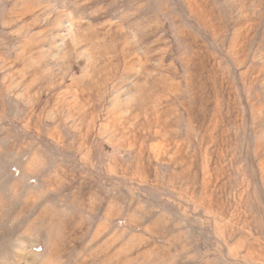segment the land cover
<instances>
[{
    "label": "rangeland",
    "instance_id": "1",
    "mask_svg": "<svg viewBox=\"0 0 264 264\" xmlns=\"http://www.w3.org/2000/svg\"><path fill=\"white\" fill-rule=\"evenodd\" d=\"M0 264H264V0H0Z\"/></svg>",
    "mask_w": 264,
    "mask_h": 264
}]
</instances>
